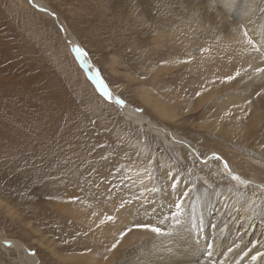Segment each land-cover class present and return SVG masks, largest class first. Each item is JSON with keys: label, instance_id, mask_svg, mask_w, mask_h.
<instances>
[{"label": "rangeland", "instance_id": "1", "mask_svg": "<svg viewBox=\"0 0 264 264\" xmlns=\"http://www.w3.org/2000/svg\"><path fill=\"white\" fill-rule=\"evenodd\" d=\"M42 1L56 21L34 0H0V234L23 242L39 264H86L74 257L93 251L86 238L91 233L77 218L78 202L94 198L102 159L113 160L117 171L128 161L157 162L160 154L171 162L178 157L185 165H210L202 156L210 147L193 157L187 147L171 146L128 118L96 77L165 127L169 140L170 132L196 147L215 140L201 138L191 109L180 103L191 102V71L152 78L150 70L161 69L171 54L167 46L158 53L148 39L141 41L157 12H170L168 20L183 10L180 15L191 18V0ZM139 45L150 46L147 54H139ZM142 87L174 104L178 120L160 117L141 98ZM5 244L0 264H29L22 250Z\"/></svg>", "mask_w": 264, "mask_h": 264}, {"label": "bare ground", "instance_id": "2", "mask_svg": "<svg viewBox=\"0 0 264 264\" xmlns=\"http://www.w3.org/2000/svg\"><path fill=\"white\" fill-rule=\"evenodd\" d=\"M34 2L53 15L45 2ZM190 9L191 18L180 15L183 10L168 20L170 12H157L153 24L141 29V41L148 39L158 53L167 46L171 54L161 69L150 70L156 74L152 78L162 71H191V102L180 103L195 116L196 132L215 140L212 144L196 147L172 132L169 140L165 127L122 102L105 81L95 80L128 118L171 146H185L193 157L210 147L202 155L210 165H185L178 157L171 162L160 154L146 166L128 159L122 166L112 154L122 166L117 171L113 160L102 159L97 192L78 202L76 215L91 233L86 238L93 251L74 255L86 264H264V0H191ZM139 46L140 55L149 51L150 46ZM141 98L160 117L178 120L174 104L153 91L142 87ZM0 243L22 250L29 264H39L23 242L0 234Z\"/></svg>", "mask_w": 264, "mask_h": 264}, {"label": "snow or ice", "instance_id": "3", "mask_svg": "<svg viewBox=\"0 0 264 264\" xmlns=\"http://www.w3.org/2000/svg\"><path fill=\"white\" fill-rule=\"evenodd\" d=\"M245 35H247L246 32H245ZM250 43H251V41H250ZM233 78H234V77H227V79H233ZM105 94H106V93H105ZM233 178H234V179H238V177H233ZM176 207L179 209V208H180V204H177ZM177 223H179V221H177ZM157 230H159V231H157ZM152 231L158 233V232H160V229H158V228H153ZM252 259H253V260H256L257 257H256V256H253Z\"/></svg>", "mask_w": 264, "mask_h": 264}]
</instances>
